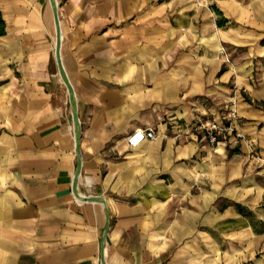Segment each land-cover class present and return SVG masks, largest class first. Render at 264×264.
<instances>
[{"label":"crops","instance_id":"1","mask_svg":"<svg viewBox=\"0 0 264 264\" xmlns=\"http://www.w3.org/2000/svg\"><path fill=\"white\" fill-rule=\"evenodd\" d=\"M57 2L106 264H264V0ZM0 15V264H102L52 2ZM231 98L246 141L178 137Z\"/></svg>","mask_w":264,"mask_h":264},{"label":"built area","instance_id":"2","mask_svg":"<svg viewBox=\"0 0 264 264\" xmlns=\"http://www.w3.org/2000/svg\"><path fill=\"white\" fill-rule=\"evenodd\" d=\"M226 108L228 111L220 120L181 126L178 137H191L202 134L212 147L218 146L221 142L243 141L245 135L239 128L240 117L236 108V101L226 102ZM156 138L157 134L154 129L139 128L127 137V144L131 149H135L145 142L154 141Z\"/></svg>","mask_w":264,"mask_h":264},{"label":"water","instance_id":"3","mask_svg":"<svg viewBox=\"0 0 264 264\" xmlns=\"http://www.w3.org/2000/svg\"><path fill=\"white\" fill-rule=\"evenodd\" d=\"M52 5H53V10H54V17H55V23H56V33H57V40H56V59H57V64L59 68V72L61 75L62 80L64 81L65 85L68 88L69 91V96H70V102H71V107H72V112H73V120H74V126H75V140H76V153L78 156V168L74 177V182H73V192L76 195L77 198L82 199L84 201H91V202H97L101 203L105 206L107 210V226L104 231L103 235V242H102V264H106L105 259H104V252H105V241L106 237L110 228V217H109V211L107 207L106 200L103 197L99 196H82L78 192V182L79 178L81 176V170H82V158H81V151H80V142H81V121L79 118V113H78V100L76 96L75 89L70 82L67 73L64 69L63 63H62V58H61V41H62V32H61V26H60V20H59V14H58V2L57 0H51Z\"/></svg>","mask_w":264,"mask_h":264},{"label":"rangeland","instance_id":"4","mask_svg":"<svg viewBox=\"0 0 264 264\" xmlns=\"http://www.w3.org/2000/svg\"><path fill=\"white\" fill-rule=\"evenodd\" d=\"M230 100H235L236 101V108H237V100L235 99V98H231V99H229V100H227V101H225L224 103H223V105H222V115H221V118L227 113V111H228V109L226 108V102H229ZM229 104V103H228ZM237 111H238V109H237ZM238 114H239V112H238ZM239 117H240V115H239ZM211 121H213V120H211ZM243 133V132H242ZM243 141H246V136H245V139L243 140ZM258 153V152H257ZM251 155H253L255 158L257 157L256 155V152L254 151V150H251Z\"/></svg>","mask_w":264,"mask_h":264},{"label":"trees","instance_id":"5","mask_svg":"<svg viewBox=\"0 0 264 264\" xmlns=\"http://www.w3.org/2000/svg\"><path fill=\"white\" fill-rule=\"evenodd\" d=\"M223 23H224V21L219 22V24H223ZM2 24H3V20H2L1 15H0V25H2Z\"/></svg>","mask_w":264,"mask_h":264}]
</instances>
